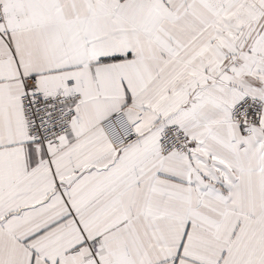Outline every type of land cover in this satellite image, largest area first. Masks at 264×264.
<instances>
[{"label":"snow or ice","instance_id":"snow-or-ice-1","mask_svg":"<svg viewBox=\"0 0 264 264\" xmlns=\"http://www.w3.org/2000/svg\"><path fill=\"white\" fill-rule=\"evenodd\" d=\"M0 264H264V0H0Z\"/></svg>","mask_w":264,"mask_h":264}]
</instances>
